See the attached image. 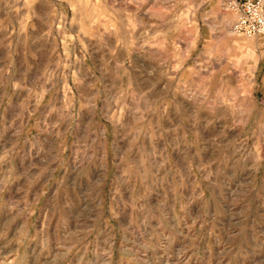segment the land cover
Segmentation results:
<instances>
[{
    "label": "clouds",
    "instance_id": "1",
    "mask_svg": "<svg viewBox=\"0 0 264 264\" xmlns=\"http://www.w3.org/2000/svg\"><path fill=\"white\" fill-rule=\"evenodd\" d=\"M0 13V31L23 35L35 17L67 42L57 65L67 75L38 69L30 87L26 58L18 77L0 68L17 96L0 117V264H264V0H0ZM198 16L208 33L188 67ZM81 36L97 41L98 57L73 104L68 81L84 84L90 55L70 51ZM61 80L65 99L46 112L61 140L62 126L75 134L69 157L24 135ZM82 109L89 119L75 123ZM69 161L71 198L61 195ZM53 164L65 171L49 195ZM45 196L49 226L67 214L51 232L32 223Z\"/></svg>",
    "mask_w": 264,
    "mask_h": 264
},
{
    "label": "rangeland",
    "instance_id": "2",
    "mask_svg": "<svg viewBox=\"0 0 264 264\" xmlns=\"http://www.w3.org/2000/svg\"><path fill=\"white\" fill-rule=\"evenodd\" d=\"M64 7L67 9L66 15L69 19H71L73 13L71 8H68L65 4ZM43 10H50L46 9V6L43 3H38L35 5V11L37 13H42ZM146 10V9H145ZM203 11V9H202ZM143 16V13H141ZM0 19H6L4 14L0 13ZM191 19V17H189ZM218 19H223V16L218 17ZM15 23V21H12ZM197 25L200 28V38L197 41L196 50L192 53L191 58L188 60L187 65L190 67L192 65V61L196 59V56L199 52L203 49L204 40L207 38L208 29L205 27L204 22L198 16L197 17ZM179 23V22H177ZM211 23V21L209 22ZM35 25V28H33ZM18 25L17 31L13 32L12 28L5 24L6 31H0V68L5 69L6 78L8 75L13 74L19 76L20 73L27 67V64L23 63V60L26 58L28 63L31 64L32 70L29 73V86H32V77L36 75L37 70L43 71L45 67L48 68L50 72L59 73L63 72L64 75H67V70L58 69L57 65L58 62L64 57L65 52V45L66 40L61 36L62 29L53 27L49 35H45V33L49 32V25L47 23H42L41 20L33 17L30 21L28 27L25 29L23 35L19 34L18 32ZM79 31L78 25L70 26V33L71 35L75 36ZM11 36L9 38V34ZM81 40H83V44H80L79 41H73L70 45V51L72 49L75 50V55L77 57L82 56L81 49L87 46L89 56L87 59L84 60L82 68L81 79L84 80V84L77 85L74 80L69 79L68 85L71 88V92L69 93V98L74 97L75 99L72 100L73 104H76L77 101L80 99L81 94L86 92L85 86L87 83L92 79L91 71H95L96 69V60L98 57V53L94 50V46L97 44V41L90 36H81ZM106 39H108L106 37ZM240 41L237 40V43ZM182 48H187V43L181 44ZM11 66V68L9 67ZM91 70V71H90ZM261 76H264V60H261L258 68H257V78L259 79ZM55 82V79L54 81ZM51 88V85L48 86ZM63 89V81H60L57 89L54 92H49L44 101L40 104L36 115L29 121L26 119L25 124L26 127L24 128V135L29 137H36L37 141L42 143L45 146L46 151H50L53 155L55 154L56 149L60 147L61 144L65 146L67 149L64 152L65 157H69L71 155V145L75 143V134L71 132V129L67 126H62L58 131L65 134V139L61 140L59 136H57L49 127L50 124L53 122L52 117L47 116L46 109L49 105V102L56 103L57 105H62L65 99V93ZM79 89V90H78ZM26 95V93H25ZM0 99L3 100L4 108L0 109V117H2L5 121L9 119L12 114V110L15 107L17 102V96L12 94V89L7 82H0ZM91 100V97H88ZM30 104L35 106V100H30ZM89 110L82 109L79 113L78 119L75 123H79L80 121L89 119ZM93 121L99 120V116L92 114ZM37 120L40 121L39 125L37 126ZM105 121H101L104 123ZM71 124L72 122H68ZM91 127V124L89 125ZM110 127V126H109ZM53 141L55 143L53 144ZM53 144L52 149H48L47 145ZM47 163V160L44 161ZM54 172H51V175L54 179L49 181V184L46 186L45 191L48 194H51V189L56 186V179L60 176H64L65 169L60 167L57 164L51 165ZM49 175V170L45 169L44 175L41 177V180L46 179ZM73 173L71 171V161L68 164V174L64 176V186L61 190V195L67 193L69 198L73 195V189L70 186L71 178ZM79 184V181H77ZM78 196V192L76 193ZM48 203L47 196L43 197L37 202L36 207L34 208V216H33V227H44L48 228L51 232L53 230H57V221L60 219H66L67 214L66 212L61 216L55 217L51 220L50 226L48 221V216L45 214L43 218L41 217V213H46V204ZM255 211V210H254ZM132 221L135 220V217H130ZM256 221L259 223L261 220H264V209H259L258 213L255 216ZM110 224L115 225V221L108 220Z\"/></svg>",
    "mask_w": 264,
    "mask_h": 264
},
{
    "label": "built area",
    "instance_id": "3",
    "mask_svg": "<svg viewBox=\"0 0 264 264\" xmlns=\"http://www.w3.org/2000/svg\"><path fill=\"white\" fill-rule=\"evenodd\" d=\"M245 2V0H238V3L243 4Z\"/></svg>",
    "mask_w": 264,
    "mask_h": 264
}]
</instances>
